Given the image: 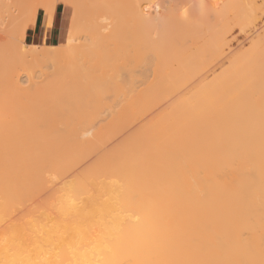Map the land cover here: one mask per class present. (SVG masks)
<instances>
[{
    "label": "bare ground",
    "instance_id": "bare-ground-1",
    "mask_svg": "<svg viewBox=\"0 0 264 264\" xmlns=\"http://www.w3.org/2000/svg\"><path fill=\"white\" fill-rule=\"evenodd\" d=\"M74 1L79 11L76 34L70 40L72 42L69 49L52 56V62L50 61L56 67L62 65L60 62L64 66V63L67 67L70 66L65 71L71 82L64 85L60 80L62 78L59 79L56 75L58 73L54 72L45 77L41 87L33 88L32 93L24 88L25 95H36L42 91L45 96L40 100L31 99L20 104L16 109L18 111L15 110L17 113H14L10 102L4 101L11 115L5 120L3 118L4 121L0 123V264H264V122L261 123L264 113L259 114L264 105L253 112H256L255 116L263 115L258 122L254 114L249 113L251 108H245L250 107L249 102L248 106L244 102L243 106L240 104L243 99L246 102L247 92H239L246 89L248 94L252 90L264 92V58L257 57L261 62L256 57L254 59L257 62L246 60V69L241 65L246 61L239 62L244 67L241 69L245 70L242 71L243 74L240 69L237 71L238 78L232 72L224 80L222 77L218 78L220 83L215 80L219 84H215L216 87L213 88V82L211 86L200 82L195 87L196 90L194 88L195 95H189L191 99L187 96L182 99L186 87L183 81L189 83L187 78L192 75L190 70L194 68L189 64L194 65L190 62L196 61L192 56L185 60L183 56L186 52L184 55L181 52L180 57L178 54L177 68L172 66L173 62L168 67H173L177 73L180 71V75L176 71H173L174 74L170 71L169 77L177 74L181 78L175 80L178 78L175 77L172 80L174 83L171 82L173 87L169 83V88L165 82L169 80L168 76L167 79L163 78L165 81L161 80L164 82L159 81L160 76L157 77L156 81L161 86L162 83L166 85L162 88L171 90L161 91L162 88H159V91L163 94L167 92L168 97V92H172V89L175 91L170 94L176 93V83L177 87L184 86L179 87L183 90L180 89L181 95H177L176 107L172 102L175 103L176 94L166 100L174 105L171 107L167 102V106L171 107H168L171 110L169 114L173 115L172 119L174 116L179 117L174 122L181 117L186 119H183L184 122L187 117H190L188 122L190 119L203 122L204 126L201 127L208 130L210 140L205 134L208 140L200 143L197 151L202 148L214 153L207 154L209 151L204 152L205 150L204 154L167 156L129 153L124 146L128 139L119 125L111 124L108 128L104 126L106 128L93 130L91 123H85L86 119L84 124L81 119V124L76 125L79 123L76 120L79 119L72 118L94 106L93 103L97 104L103 92L105 94L106 90H111L112 86L114 88L113 79L122 66L116 67L117 63L128 51H135L134 45L128 50L131 47L128 42L133 37L128 30L132 31L134 22H138L135 20L137 15L141 12L142 16L143 10L140 11V7L131 0ZM34 16L35 14L30 16L31 25L35 23ZM17 17L18 13L14 11L0 14V44L16 39H7L5 34ZM52 21V14L48 13L46 27H51ZM142 26L144 27L143 23ZM109 27L112 32L103 33ZM26 30L27 27L18 33V40L24 39ZM143 31L146 32L144 29ZM144 37L141 39L146 42L140 45L146 44L148 47L150 44L149 51L152 49L151 52L156 53L154 48L158 49V39L151 35L148 41ZM218 38L220 36L215 39ZM110 39L117 41L109 45ZM169 40L174 41V38ZM169 40H164L165 45ZM176 40L175 37L174 42ZM164 41L161 43L164 44ZM174 42L169 45H174ZM24 45L30 49L19 52L21 60L29 62L46 55L48 59V49L37 51L34 50L36 44ZM172 49L175 51V48ZM126 50L128 51L125 52ZM161 50L160 54L163 53ZM136 51L139 54V47ZM199 54L197 52V58ZM181 57L185 61L189 59V63L179 61ZM179 65L181 67L178 68ZM236 65L235 68H238V64ZM160 66L162 68V64ZM180 68L185 69L183 74ZM161 70L157 76L162 73V79L164 72L166 75L169 70ZM246 71L253 73L249 75V72L247 78ZM241 75H246V78L241 77L246 80H239ZM182 76L186 78L182 79ZM156 81L155 85L160 84ZM33 86L37 88L34 84L31 89ZM159 91L158 95L161 94ZM237 93L245 97L241 99L242 96ZM227 94L241 97L240 100L238 97L230 100L232 103L236 102L232 104L228 100L231 97L228 98ZM223 95L229 102L224 98L227 105L222 100L225 104L222 107H225L218 108ZM158 99L162 100L163 97ZM212 99H216L218 109L214 110L212 105L217 106V103L212 104ZM54 114L61 115L62 118H59L64 120V127L61 125L63 128H59L63 131L54 124L51 125L52 122L50 124ZM130 115L134 116V113ZM24 119L30 133L20 139L24 132L20 131L19 134H23L18 138L15 132L18 133L22 128L17 131L16 126ZM24 123L23 128H26ZM179 123L185 125L181 121ZM196 125L198 124L192 125V128ZM201 127L198 125L202 132ZM198 128L197 131L201 133ZM191 131L194 132L193 129ZM199 133H196L197 136ZM48 135L51 136L50 140ZM191 137L194 136L191 134ZM193 142L192 145L196 144Z\"/></svg>",
    "mask_w": 264,
    "mask_h": 264
},
{
    "label": "rangeland",
    "instance_id": "rangeland-1",
    "mask_svg": "<svg viewBox=\"0 0 264 264\" xmlns=\"http://www.w3.org/2000/svg\"><path fill=\"white\" fill-rule=\"evenodd\" d=\"M216 1H218V3H216ZM246 1L247 0H206V1H203V0H131V2H134V4L136 6L140 7V11L141 10L144 11V12L142 11V13H143L142 16L140 14L141 12H139V15H137V17L135 19V20H138L139 24H138V22L135 21L134 22V28H132V31L128 30V32H131V34H129V35L133 36V37L131 36L133 38V41H132V38H130L131 41L128 42V45L129 46L134 45L133 47L135 48V51L138 50V47H139L140 52H138L139 54H137L136 53L137 51L135 52L132 50L129 53L128 50H131L132 46L128 50H126L125 52L128 51V53H129V54L126 53L128 55V57H127V55H123L122 58H120L121 61L120 62L117 61V62H119V64L117 63L116 67L118 65H120V66L122 65V66L121 67L118 66L120 68L117 70L118 71L117 75L113 79L114 80V82H113L114 88H112L113 86L111 87V85H112V83H111V85H109V87H111V90H109V91L106 90L107 92L105 91V94L103 92L102 97L99 96V97H101L100 101L97 102V100H95L97 102V104L93 103L94 106H91V108L85 109L84 110L85 114L82 113L81 115L79 114V116L73 115L72 120H74L77 117L79 120H76L77 118L75 120L79 121V123L77 122L76 125H79V124H81V122H82V124H84L83 121H85V119H86L85 123H91L93 130H97V129L102 128L104 126H106L108 128V126L111 124L112 125L113 124L119 125V127H122L120 129L121 132L124 131L123 134L128 139V141L124 145L126 150L129 153H133L136 155L139 154V155H148V156H152V155L167 156V155H181V154H204V152H207V151H209L207 154L214 153V151L213 152L211 150L206 151L205 149H202V148H200V150L197 151V149L199 148V145H201L200 143H204L208 139L210 140V137H209L210 135L207 132L208 130L201 127L202 125L204 126V123L200 122V120H198V119H192V120L190 119V122H188V120H189L188 118H190V117H187L186 122H184L186 119L183 118V119H185L183 121V119H181L182 118L181 117L180 119H178L179 121L175 120V122H176L175 123L174 119L179 118V117L174 116V119H172L173 115L170 116L169 113L171 110L169 108H171L175 104H176L175 107L177 106V103H178L177 102V95L178 94L181 95V91L183 90L182 88L184 86H186V87H184L185 91H183L184 93H183L182 99L184 96H187L189 98V95L192 96L193 93L195 95L194 91L201 84L200 82H202L204 84H209V85L214 83V85H212V88L216 87V85H218L220 83L219 82L220 80H218V78L221 79V77H222V79H223V78H225V76L230 77L228 75L231 74L232 72L233 73L235 72L234 73L235 78H236V75L238 78L239 76L237 74L238 73L237 71H239V69H240L241 70L240 72H242L243 70L246 69V67H245V65H247L246 60H248V62H249L252 59L250 62H257L254 59L255 57H256V59H257V57L262 58V59L264 58V0H248V2H246ZM74 2H75L74 0H0V14H6V12H8V11H14L15 13H18V17L15 20L14 24L8 30V32L5 34V37L7 39H11V38H16V39H13L12 42L7 41L4 44H0V102H2V103H0V120H1L0 123L2 122L3 118L5 120V118H7V116L11 115V112L10 111L8 112V110L6 108L4 101H6L7 103L10 102L11 106L14 107V108L12 107L13 110L15 111L19 107L20 104H25L26 102L31 101V99L40 100L41 98L43 99L45 96L44 92H42V91L36 95L30 96V94L28 95L27 93L25 95V94H23L24 88H25L24 90H26V88H27L29 91H31V92H29V91H27V92L32 93L33 88L38 89L39 86L41 87V84L44 81L45 77L46 76L49 77L51 75V73H54V72H55V74H56V72L58 73L56 75L59 79L60 78L63 79V80L62 79H60V80L65 83L64 85H68V81H69V83L71 82V78L69 77L68 73L65 71L66 70L65 68H69L70 66L67 67L66 63H64L65 64V66H64L63 63L60 62L62 65H59V67L58 66L56 67L54 64L51 63L52 62L51 58H53L54 56H56L58 54L60 55L62 53H65L69 49V46L72 42V41L70 42V40L76 34L75 33L76 32V23L78 20L77 18L79 15V11H78V8L76 6V3H74ZM202 3L204 5H202ZM248 5H250V6H248ZM198 6H200V9H198L199 8ZM203 6L205 8L206 7L207 8L205 9ZM195 7H196V9H195ZM246 7H247V9H246ZM55 8H56V22H57L58 31H59L58 41L55 43V45H44V44L37 45L36 44L37 47H36V49H34L37 51L48 49L47 50L49 53L48 59L50 58V60L47 59V55H46V57L40 56V57H38L34 60H31L29 62L21 60L18 57L19 52L23 51V50H29L30 47L25 46L24 43H30V42L28 40H26L25 38L22 41H20V39L18 40V38H17L18 33H20L24 28H26V27L28 28L29 26H31L30 16L35 14L34 19L36 20V16L40 10L44 12L43 25L46 29L49 28V27H46V25H45V19H46L48 13L49 14L51 13L52 16L54 15ZM202 9H204V10H202ZM195 10H196V12H195ZM252 10H254V11H252ZM197 11H199V12H197ZM254 12H255V14H254ZM200 13H202V14H200ZM195 14L198 16L200 15V16L198 17ZM250 14H252V15H250ZM139 16H140L141 20H140V18H138ZM194 20H196V21H194ZM106 22H108V25L110 24L109 20ZM142 23H143L144 27L142 26ZM175 24H176V26H175ZM108 25H107V27H108ZM174 26H175L176 30L174 28V31H172ZM135 27H137V28L143 27V29L146 32H144L143 29H140V28L135 29ZM107 29L105 31L103 29V31H104L103 33H111L112 32L110 27L108 30ZM180 29H182V30H180ZM138 30H141V31H138ZM150 30H151V32H150ZM164 30H165V32H164ZM147 31H149V33H151V35L154 39H156V40L158 39V42L155 40L158 43L156 46L158 49L156 50L154 48L156 53L151 52L152 49H151V51H149V49H148V47H150V44H149L150 42H148L149 41L148 39H149V36H151V35ZM176 31H177V33H176ZM140 32H141V34H142V32H144V34H142L143 36L140 34ZM135 33H136V35H135ZM146 33L149 34V36L147 34L148 37L145 36L146 39L148 40L147 41V43L149 44L148 47L146 44H145L146 47L144 45H140V43L142 44V43L146 42L145 39H141L144 37V35H146ZM165 33H167L169 36L166 35ZM173 34H176V35L174 36ZM217 34H218V36H217ZM134 35L136 37H134ZM160 35H162V37H160ZM216 36L217 37L220 36L221 39L220 38L215 39V38H217ZM164 37H165V39H162ZM175 37L177 39L176 42H174ZM136 38H138V39H136ZM139 38L143 42H141V40H139ZM160 38H161V40H160ZM167 38H168V40L174 38V41L169 40V43H166V45H165L164 40H167ZM213 40H216V41H213ZM116 41L117 40L110 39V41H108V42H110L109 45H113V43ZM152 41H154V40L152 39ZM161 41H164V44H163V42L161 43ZM130 42L131 43L134 42L136 45L131 44ZM170 42L171 43L174 42V45H169ZM215 42H218V43H216L217 45L215 44ZM137 43H138V46H137ZM158 45H160V48ZM163 45H165V47H162ZM43 46L45 47V49ZM54 46H56V47H54ZM220 46H221V48H219ZM136 47H137V49H136ZM127 48H128V46H127ZM165 48H167L166 51H163V50H165ZM172 48H175V51H172L173 50ZM159 50H161L163 53L160 54ZM216 51H218V52H216ZM52 52H53V55H52ZM184 52H186V55H184ZM188 52H190V53L187 56ZM191 52H192V54H194V52H196V53L194 55H192ZM197 52H198V54L200 53L198 58H197ZM157 53H158V55H157ZM180 53L182 55H184L183 58H185V60L188 57L195 58V61L197 62L198 65L195 64L196 62H190V63H193L194 65H192V64H189V65L194 67L193 69H196V70L191 69L193 72L190 70V74L192 73V75H190L191 77L189 76V78H187V80H189V83H188V81L187 82L183 81L186 84L183 83V85H184L183 86V85H180L181 83H179L180 86H178V87H177V83H176V88H175L176 93L174 92L172 95L170 94L173 92L174 89H172V92H168L169 96L171 98L176 94L175 95L176 96L175 103H174V101H172L174 104L173 105V104H170L171 101L170 102L166 101L169 97V96L167 97V92H164L165 94H163L161 91H165V90L171 91V90H168L170 88L169 83L171 84L172 80H174L175 77L176 78L178 77L175 80H179V78H181V76L179 77L177 75V74L180 75L179 70H178L179 73H177V70H175L177 73V74L175 73L176 74L175 76H173V75L170 76V77H173V79L170 80V77H169V75L171 73H173L174 68H177L176 66L178 64L176 65V62H177L176 59H177L178 54L180 57ZM179 57H178V59H179ZM249 57H251V58L249 59ZM125 58H127V59H125ZM169 59H171V60H169ZM123 60H126V61H123ZM182 60H184V59H182V57H181L179 61H182ZM185 60H184V62L187 63V61L189 59L187 61H185ZM257 60H260L258 62L262 61L261 59H257ZM244 61H246V62H244ZM239 62L240 63L244 62L241 65H244L246 63L244 65L245 69H243V70L241 69L244 67L240 66ZM60 63H56V64H60ZM171 63L173 64L172 66H174V68L172 67V69L168 67L171 65ZM161 64H162V68L160 66ZM163 64H164V66H166V69L163 66ZM182 64H183V62L180 63L181 66H182ZM236 64H238V68H235ZM180 65L178 66V68L181 67ZM195 65H196V67H195ZM191 66H189V67H191ZM239 66H240V68H239ZM60 67H61V69H60ZM189 67H188V69H190ZM63 68H64V70H63ZM167 68L169 71H167ZM182 68H180V69H181L182 74H183V72H185L184 71L185 69L183 70ZM161 69H163L164 71L166 70L169 73L168 74L166 72L167 74L165 75V72H164V74H163L164 77H162V79H161L162 73L157 76V74L159 73L158 72L159 70L162 72ZM53 70H55V71H53ZM115 70H116V68H115ZM231 70H233V71H231ZM170 71H172V72L170 73ZM115 72H114V74H115ZM246 72L247 73H245V72L244 73L247 75V78L249 77V75H251L253 73V72L251 73V71H246ZM249 72H250V74L248 75ZM186 73L188 74L189 72H187V70H186ZM242 74H243V72H242ZM31 75H32V77H31ZM159 76H160L159 81L164 80L163 78H166L168 76L167 78H169V80H166V81L164 80V81L166 82V85H168L169 88H167V87L162 88V86H166V85L164 83H162V86H161V83L156 81L157 77H159ZM243 76L241 75L239 80H241V81H243V79L246 80L245 76H244L245 78L241 79V77H243ZM199 77L201 79L198 80ZM259 77L257 76V78H259ZM183 78H186V77L182 76V79ZM260 79H262V77ZM215 80H217L219 83H216ZM236 80H238V79H236ZM54 81L56 83V80H54ZM155 81L157 83H160V84L155 85L154 84ZM164 81H161V82H164ZM52 83H54L53 80H52ZM52 83H51V85H52ZM172 83H174V82H172ZM14 84L18 86V89ZM34 84L37 85V88H35L36 86H33L31 89V85H34ZM51 85H49V86H51ZM157 85H159L161 87H158ZM28 86H30V87H28ZM171 86H172V84H171ZM187 86H188V88H187ZM202 86H204V85H202ZM155 87H156V89H155ZM179 87H182V88H179ZM151 88L153 91H151ZM159 88H162L161 91H159ZM194 88H195V90H194ZM163 89H165V90H163ZM180 89H182V90H180ZM198 89L200 90V88H198ZM177 90H178V92H177ZM179 90H180V92H179ZM158 91L163 96H161V94L158 95L157 94ZM188 91H189V93H188ZM239 92L242 94H245L247 92L246 93L247 95H245L246 97L244 95H241L240 93H237V94L242 96V97L240 96L241 99L244 97L247 98L246 102L243 99V100H241L240 104L242 105V102H244V104L246 103V106H248L247 104L249 102L250 107H248V108L245 107V108L246 109L251 108V111L249 112L247 110V112H249V113L252 112L251 114H254L253 116H255L256 112L253 113L255 111V109H258V107L261 108V106L264 105V92H261L258 90H255V91L252 90V92H250V94H248L249 92L247 91V89L244 92H241L239 90ZM41 93L43 95H41ZM155 93L157 94V96ZM153 94L155 95V97ZM237 94L236 95L235 94H232V95L227 94L228 98L231 97V99L229 98L228 100L233 101V99L235 100V98H237V97H238V100H240V97L237 96ZM164 95H166V98ZM259 96L262 98L260 99ZM159 97H163V99L159 100L158 99ZM187 97H185V98H187ZM97 98L98 97H96V99ZM102 98H103V100H102ZM171 98H170V100H171ZM191 98L192 97H190L189 99H191ZM222 98L220 99L221 101H219V99H217V100L219 102H222V100H225V99L227 100V98H225V96ZM255 98H258V99L256 100ZM250 99H253V100H250ZM226 100L224 101L225 103H226ZM228 100H227V103L229 102ZM238 100H237V103H239ZM212 101H213L212 104H215V102L217 103L216 99L215 100L212 99ZM232 101H230V102L232 103ZM250 101H251V103H250ZM167 102L169 103V106L171 105V107L167 106L168 105ZM227 103H226V105H227ZM257 103L260 105H258ZM232 104H230V105H232ZM234 104H236V102ZM240 104H238L237 106L241 107ZM220 105L221 106H219V104L217 103V106H216V104L212 105V106L215 107L214 110L218 109V108H224L225 107V106L222 107L223 105H225V104H223V102L220 103ZM7 107H8V105H7ZM211 108H213V107H211ZM174 110L175 109H173V111ZM258 110H260V109H258ZM263 110H264V106H262L260 112L257 111V113L259 112V114L260 113L263 114L264 113V112H262ZM16 111H18V110H16ZM16 111L14 113H17ZM86 112H88V113L90 112L89 115H87L88 113H86ZM94 113H96V114L94 115ZM130 113H134V116L130 115ZM176 113H178V112H176ZM176 113H175V115H176ZM83 114H84V116H83ZM259 114L257 116H255L256 120L258 122H259L258 119L260 118L262 120L261 116L263 117V115H264V114L263 115H259ZM56 115L55 114L53 115L54 119L52 118V120L50 121V124L52 122L51 125L54 124V126H57L58 129L61 127V125L64 127V124H63L64 120L61 119L62 118L61 115H57V116ZM59 116L61 118H59ZM183 117H185V116H183ZM81 119H82V121L80 122ZM20 121H21L20 122L21 124L19 125V123H18V125L16 126L17 131L20 128H22V129L19 130L18 133L17 132H15V133H16V136L18 138L22 136L20 139H23L26 136V134L30 133V128H28V126L25 125L27 123L26 119L20 120ZM53 121H54V123H53ZM180 121L182 123L184 122L185 125L182 126V124L179 123ZM192 121L194 122V124ZM24 122H26V123H24ZM199 122H200V124H199ZM262 122H264V120L261 121V123ZM22 123H24V126H27V127L23 128ZM190 123H192V124H190ZM195 123L198 124L202 128V132L200 131L201 129L198 128V125H196L197 127L196 126L194 127L195 129L192 128L195 125ZM21 125H22V127H19ZM74 125H75V122H74ZM63 127H61V128H63ZM106 127H104V128H106ZM186 127L189 129H187ZM197 128L201 133H199L197 131ZM190 129L191 130L193 129L194 132L191 131ZM22 130H23L24 134H23V132L19 134V132ZM60 131H63V129ZM190 131L192 133H190ZM195 131H197V132H195ZM205 132H207L208 135ZM196 133H199V136H197ZM202 133H203V135H202ZM21 134H23V135H21ZM47 134H50V133H47ZM53 134H51V136ZM80 134H81V132H80ZM191 134H192V136L195 137V140H194V137H191ZM205 134H206V136H208V139L205 136ZM54 135H53V137H54ZM51 136L48 135L49 140H50ZM48 137H46V138L48 139ZM199 137H203V138H199ZM205 137H206V139H204ZM192 139H193V141H195L196 144L198 143V145H196V144L192 145V143H194L192 141ZM203 150H205V151L203 152Z\"/></svg>",
    "mask_w": 264,
    "mask_h": 264
},
{
    "label": "crops",
    "instance_id": "crops-1",
    "mask_svg": "<svg viewBox=\"0 0 264 264\" xmlns=\"http://www.w3.org/2000/svg\"><path fill=\"white\" fill-rule=\"evenodd\" d=\"M44 12L36 16L35 23L29 26L25 33V39L31 44L37 45H55L59 39V31L56 22V8L53 15L52 25L49 28H45L43 25Z\"/></svg>",
    "mask_w": 264,
    "mask_h": 264
},
{
    "label": "trees",
    "instance_id": "trees-1",
    "mask_svg": "<svg viewBox=\"0 0 264 264\" xmlns=\"http://www.w3.org/2000/svg\"><path fill=\"white\" fill-rule=\"evenodd\" d=\"M41 13V10L38 12V15Z\"/></svg>",
    "mask_w": 264,
    "mask_h": 264
}]
</instances>
